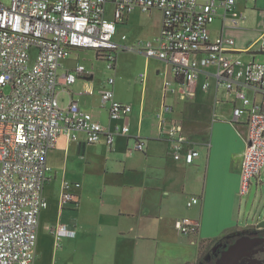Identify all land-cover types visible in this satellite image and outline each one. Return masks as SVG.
<instances>
[{"label":"crops","instance_id":"obj_1","mask_svg":"<svg viewBox=\"0 0 264 264\" xmlns=\"http://www.w3.org/2000/svg\"><path fill=\"white\" fill-rule=\"evenodd\" d=\"M141 13L145 12L135 11L117 25L123 24L115 36L121 45L160 36L162 12L158 28L146 40L140 38L147 31ZM227 18L211 24V37L222 33L234 37L232 56L264 64V0H237ZM123 33L125 40H121ZM87 50L74 48L63 61L60 72L73 71L78 64L86 67L68 91H60L59 95L65 94L63 106L74 98L106 128L128 124L130 132L117 134L112 146L104 139L88 143L83 133L78 140L65 133L59 136L48 154L50 170L44 186L48 206L40 215L34 264H180L187 243L210 241L244 228L239 220V187L247 115L234 120L241 100L217 84L212 76L215 67L203 69L192 86L193 95L183 98L184 80L176 77L170 62L138 50L119 51L116 69L110 71L95 50L94 58ZM111 76L113 86L108 83ZM206 80L208 89L203 88ZM168 81L171 84L166 85ZM106 88H113L118 100L132 106L131 114L119 122L110 119L108 105L102 101ZM245 91L251 99L261 98L250 87ZM164 105L173 107L167 114L169 121L183 126L182 155L190 148L200 152L192 164L183 157L176 159L172 141L160 136L157 115ZM138 140L145 142L144 150L136 148ZM263 179L264 168L255 178L257 185ZM64 181L73 183L76 204H61ZM192 196L200 202L189 207ZM185 216L200 222L197 234L185 236L177 230L176 221ZM60 224L74 230L75 236L58 239Z\"/></svg>","mask_w":264,"mask_h":264},{"label":"built area","instance_id":"obj_2","mask_svg":"<svg viewBox=\"0 0 264 264\" xmlns=\"http://www.w3.org/2000/svg\"><path fill=\"white\" fill-rule=\"evenodd\" d=\"M236 4L237 0H11L7 6L0 0V264L35 263L40 215L48 206L44 196L48 154L59 136L65 133L78 140L83 133L88 143L104 139L112 146L117 134L130 132L128 124L106 128L74 98L61 105L60 91H68L86 73L83 64L60 72L74 48L95 50L110 71H115L117 53L122 50L166 60L176 77L184 80L183 98L193 95L192 86L202 70L214 66L212 76L217 84L241 100L242 105L234 109V120L247 115L239 194H249L253 179L264 168V64L232 56L235 38L225 33L212 38L210 32L211 24L220 17L226 21ZM152 9L163 14L162 31L155 41L121 45L115 40L117 25L128 15ZM233 23L238 25V20ZM126 38L127 34H121V40ZM262 40L264 51V34ZM108 83L113 86L115 77ZM209 86L206 80L203 88ZM246 87L261 98L251 99ZM101 97L113 122L131 114L132 106L118 100L113 88L104 89ZM172 111L171 105H164L158 112L160 136L172 141L176 159L183 157L192 164L200 152L190 148L182 155L183 126L169 121L167 114ZM136 148L144 150L145 142L138 140ZM72 187V182L64 181L62 205L76 204ZM199 202V197L192 196L187 205ZM175 226L189 236L198 233L200 222L185 216ZM56 234L61 239L76 233L60 224Z\"/></svg>","mask_w":264,"mask_h":264},{"label":"flooded vegetation","instance_id":"obj_3","mask_svg":"<svg viewBox=\"0 0 264 264\" xmlns=\"http://www.w3.org/2000/svg\"><path fill=\"white\" fill-rule=\"evenodd\" d=\"M196 264H264V226L244 228L213 238L199 249Z\"/></svg>","mask_w":264,"mask_h":264},{"label":"rangeland","instance_id":"obj_4","mask_svg":"<svg viewBox=\"0 0 264 264\" xmlns=\"http://www.w3.org/2000/svg\"><path fill=\"white\" fill-rule=\"evenodd\" d=\"M4 5L9 6L11 3V0H1ZM109 17H111L109 15ZM161 19V11L158 9H152L149 12L141 13V23L143 26H145L147 31H144V36H140V38L148 39L147 37L151 36L154 31L158 28V25L160 24ZM219 18L216 19L214 22L215 25L218 24ZM123 25V24H122ZM122 25H119V30L123 27ZM150 34V35H147ZM81 50V49H80ZM126 51H120V52H128ZM119 52V53H120ZM80 53L83 55L84 59V49L80 51ZM87 54L90 56H95V51L92 49H89L86 51ZM87 57V56H86ZM84 62V61H83ZM65 94L59 95L60 103L63 106L61 100L64 99ZM1 168V163H0ZM262 183H259L257 185V182L255 178L252 181L251 190L248 195L241 196V203H240V210H239V220L242 225H246L248 222L250 223L254 217H257L259 212L264 206V179L262 180ZM188 239V238H187ZM188 241V240H187ZM208 240L205 241H197L193 243H187L188 245L185 246L184 250V261L179 262L180 264H196V261L199 258V249L202 248ZM173 249V246L169 245V248L167 251H171Z\"/></svg>","mask_w":264,"mask_h":264},{"label":"water","instance_id":"obj_5","mask_svg":"<svg viewBox=\"0 0 264 264\" xmlns=\"http://www.w3.org/2000/svg\"><path fill=\"white\" fill-rule=\"evenodd\" d=\"M251 225H255L258 227H263L264 226V206L259 212L257 217H254L251 221Z\"/></svg>","mask_w":264,"mask_h":264}]
</instances>
